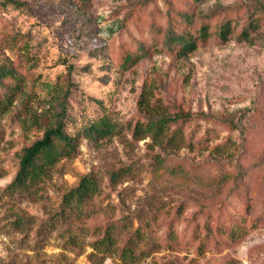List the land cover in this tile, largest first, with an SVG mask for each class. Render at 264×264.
Listing matches in <instances>:
<instances>
[{"label": "rangeland", "instance_id": "rangeland-1", "mask_svg": "<svg viewBox=\"0 0 264 264\" xmlns=\"http://www.w3.org/2000/svg\"><path fill=\"white\" fill-rule=\"evenodd\" d=\"M17 1L0 0V66L22 84L0 115V264H264V14L253 41L212 37L185 56L166 43L188 16L212 30L239 16V33L259 0ZM68 92L74 118L106 113L117 132L83 135L32 188L8 190ZM177 113L191 116L178 147L135 133ZM87 175L98 192L63 221ZM233 227L237 243L217 236ZM107 229L112 247L96 245Z\"/></svg>", "mask_w": 264, "mask_h": 264}, {"label": "trees", "instance_id": "trees-1", "mask_svg": "<svg viewBox=\"0 0 264 264\" xmlns=\"http://www.w3.org/2000/svg\"><path fill=\"white\" fill-rule=\"evenodd\" d=\"M81 1L86 3L88 0ZM4 5L8 7L9 5H20V3L17 0H6ZM263 14L264 2L259 0L256 5L251 7L248 12L247 23L239 33L237 32L240 26L239 16L227 15L221 23L216 25V30H212V17H205L195 26L191 17L188 16L186 26L182 29L169 30L166 43L170 50L175 51L180 56H185L212 37L222 42L228 41L233 36H238L241 40L253 41L252 35L260 29ZM143 55H147L146 46H141L135 51L127 49L123 53L122 64L133 63ZM21 85V76L15 67L0 66V115H4L8 111L9 105L21 90ZM69 97L70 92L61 101L60 111L56 114L55 125L45 132L42 139L24 149L19 171L15 180L7 188L8 190L18 192L32 188L57 163L77 154L79 141L83 135L106 137L117 132V124L106 113L98 118L84 117L82 122L74 118L69 111ZM97 101L101 100L97 99ZM190 118L191 116L185 113L164 115L159 119H151L147 125L141 126L138 123L135 127V133L141 135L148 132L155 138L168 136V143L178 147L185 139L184 125ZM172 127L175 129L173 130ZM98 190L99 181L95 176L83 177L79 185L73 187L65 195L60 218L63 221H70L71 217H82L85 213V204ZM23 221L24 218L20 217L17 223H23ZM243 231L244 229L241 227L224 228L217 232V236L237 243L240 241ZM111 233V230L107 229L105 238L97 242L96 245L112 247L114 241ZM128 258L133 259L131 256Z\"/></svg>", "mask_w": 264, "mask_h": 264}]
</instances>
